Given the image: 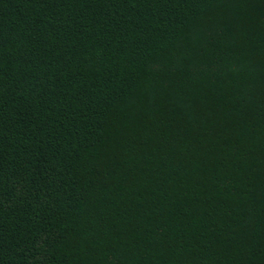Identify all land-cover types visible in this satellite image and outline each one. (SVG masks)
<instances>
[{
	"label": "trees",
	"instance_id": "1",
	"mask_svg": "<svg viewBox=\"0 0 264 264\" xmlns=\"http://www.w3.org/2000/svg\"><path fill=\"white\" fill-rule=\"evenodd\" d=\"M0 264H264V0H0Z\"/></svg>",
	"mask_w": 264,
	"mask_h": 264
}]
</instances>
